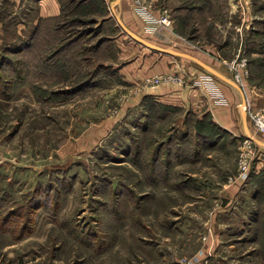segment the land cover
I'll return each instance as SVG.
<instances>
[{
    "label": "rangeland",
    "instance_id": "1",
    "mask_svg": "<svg viewBox=\"0 0 264 264\" xmlns=\"http://www.w3.org/2000/svg\"><path fill=\"white\" fill-rule=\"evenodd\" d=\"M39 1L0 0V264H264V148L246 145L242 122L234 135L151 93L186 80L148 76L161 58L197 63L130 38L116 0H57L59 14L44 18ZM175 2L145 0L151 20L137 0L115 14L167 49L212 57L225 45L224 58L208 59L214 69L264 84V0H180L192 19L182 43Z\"/></svg>",
    "mask_w": 264,
    "mask_h": 264
},
{
    "label": "crops",
    "instance_id": "2",
    "mask_svg": "<svg viewBox=\"0 0 264 264\" xmlns=\"http://www.w3.org/2000/svg\"><path fill=\"white\" fill-rule=\"evenodd\" d=\"M179 1L180 0H176V2H175L177 4V6L175 7L176 15H177L176 19H175V21H176L175 22V28L177 30L176 33L177 32L178 33L177 34L175 33L176 37L174 38V40L176 39L177 43H182V41L179 38H180V36H183L181 34H184V35L190 34L189 32H191L192 28H191L189 22H191L192 19L187 17L190 15L188 13V8L180 7L178 5ZM118 5L119 4H117L116 7ZM239 5L240 4H234L233 3L231 7H232V9H233V7H235L236 10L238 11L239 7H240ZM38 7H39L38 8L39 17L44 18V17L55 16V15L59 14V4H58L57 0H40L38 3ZM240 12H241V10H240ZM112 13H113V15L117 21V16L115 14V11L114 12L112 11ZM192 16H193V14H192ZM214 17L215 16L213 14H207L206 15V21L212 22V21H214ZM138 18H140V17L138 16ZM136 19H137V17H136ZM193 19H195L194 16H193ZM139 20L137 19V22L138 23L140 22V25L143 24V22H141V20L140 21ZM122 22L125 23V24L124 23L123 24L127 28L129 27L128 29L130 31H132L133 33L136 34V32L133 30V28L130 27L127 24V22H125L124 19ZM117 23H118V21H117ZM118 25H119V23H118ZM173 28H174V25H173L172 29H169L170 31L169 30L168 31L172 32ZM136 35H138V34H136ZM129 37L132 38L131 36H129ZM162 37H166V36L162 35ZM133 40H135V39H133ZM136 42L139 43L138 41H136ZM224 46L225 45L221 46V48L219 49V52L216 54V56L212 55L213 58L206 51L202 52L204 55L203 56V55H199V54L195 55V53H192L189 51L183 52V51H180V49H173L172 48L171 50H175V51H178L181 53H186L188 55H191L192 57L198 59L202 63H204L203 61H205L204 64L206 66H208L210 69H212L215 72L225 76L226 78L236 82V80L229 77L230 74L227 75L221 71L214 69L213 65L211 64V60H208V59L217 60L220 57L224 58L225 54H228V51H229V50L227 51L228 47L227 46L224 47ZM153 52H156V51H153ZM156 53H158V52H156ZM160 54L168 55V56H177V55H170V54H164V53H160ZM207 55L210 56L211 58L208 57ZM178 57L186 58L184 56H178ZM186 59L196 62L199 67L198 66L193 67L190 64H186L184 62H178L177 60L173 61L167 57L161 58L156 63L155 69L153 70L152 73L148 74V76H152L155 74H165V73L166 74H172L173 73V74H179V75L181 74L182 75V72H185L186 73V80H184V82L182 84H179V83L162 84L159 87L155 88L153 92H151L152 95H155V98L160 102L179 105V106L183 107L187 112L193 111L194 113H197L200 116L201 115H209V116L213 117L214 120L219 125H222L224 128L230 130L234 135L241 132L240 127H241V122H242V129H243L244 134L246 135L243 120H242V114H241L242 113L241 105L243 103V97H242L240 91L237 88H235L234 86H232L231 84L224 81L223 79L219 78L214 73L210 72L209 70H207L206 68L201 66L194 59H192V58H186ZM207 75L209 77L217 79V80H215V82H216L215 85L218 87V91H220L222 93V96H224V98L228 101L229 104L227 106H222L219 104L218 100L219 101H222V100L217 95L216 86L212 85V83L210 82ZM206 78H208L209 83H207ZM197 81L199 82L198 84H197ZM253 81L254 80L252 78V80L250 79L249 81H247L245 85L238 83L242 87V89L245 93L246 102H247L246 108H247L248 112L259 111L260 109L264 108V84L258 83L257 81L255 83ZM231 88L239 91L241 98H242V102H240L239 104L237 102V94H236V92H234L235 90H232ZM248 126H249L251 133L255 135V132H254L255 129L252 126L249 113H248ZM258 140H260V139H258ZM261 147L264 148V146H261ZM211 157L212 156H209V158H211ZM208 249L209 248H205L204 249L205 252H207ZM68 257H70V256H57L56 258H58V260L60 262L65 263V260H67ZM140 257H142V256H140ZM73 258H75V256H73ZM77 259H78V263H76V264H114L113 256H77ZM123 259H124V256H123ZM126 259L127 258H125L124 260L126 261ZM110 261H113V262L110 263ZM56 262H57V260H56ZM139 264H145V256H143V260H140Z\"/></svg>",
    "mask_w": 264,
    "mask_h": 264
},
{
    "label": "water",
    "instance_id": "3",
    "mask_svg": "<svg viewBox=\"0 0 264 264\" xmlns=\"http://www.w3.org/2000/svg\"><path fill=\"white\" fill-rule=\"evenodd\" d=\"M121 0H116L113 5H112V8H113V12L115 11V7L117 4L120 3ZM117 21L119 23V25L121 26V28L123 29V31L128 34L129 36H131L133 39H135L136 41H138L139 43H141L142 45L148 47L149 49L153 50V51H156V52H160V53H164V54H170V55H177V56H184L186 58H192L194 59L195 61H197L201 66H203L204 68H206L207 70H209L210 72L214 73L215 75H217L219 78L223 79L224 81H226L227 83L231 84L232 86H234L235 88H237L242 97H243V103L241 105V111H242V120H243V124H244V128H245V132H246V136L247 138H249L250 140H252L253 142L261 145V146H264V142L261 141V140H258L256 138H254L251 134V131L249 129V126H248V111H247V102H246V97H245V93L242 89V87L237 83V82H234L228 78H226L225 76L215 72L214 70L210 69L208 66H206L204 63H202L201 61H199L198 59L192 57L191 55H188L186 53H181V52H178V51H175V50H171V49H167V48H163V47H160V46H157L141 37H139L138 35H136L135 33H133L132 31H130L124 24L123 22L117 17ZM244 108V109H242Z\"/></svg>",
    "mask_w": 264,
    "mask_h": 264
},
{
    "label": "built area",
    "instance_id": "4",
    "mask_svg": "<svg viewBox=\"0 0 264 264\" xmlns=\"http://www.w3.org/2000/svg\"><path fill=\"white\" fill-rule=\"evenodd\" d=\"M139 4V10L142 12L141 15L145 18V20H151L150 19V10L149 7L146 5L145 0H137ZM149 17H148V16ZM155 22L159 25L160 28H170L172 25V21L170 20L169 15H161L159 19H156ZM242 66H245V63L241 64ZM239 80V79H237ZM156 82H161V79H157ZM239 83L238 81H236ZM255 129L264 134V108L259 111H250L248 112ZM250 139L246 140L245 143L248 145ZM248 147V146H245ZM251 166V155L248 151L244 150L241 153V160H240V175L242 179H246L249 175ZM188 264H192L191 262H188Z\"/></svg>",
    "mask_w": 264,
    "mask_h": 264
},
{
    "label": "trees",
    "instance_id": "5",
    "mask_svg": "<svg viewBox=\"0 0 264 264\" xmlns=\"http://www.w3.org/2000/svg\"><path fill=\"white\" fill-rule=\"evenodd\" d=\"M253 80H254V79H253ZM256 81H257V80H256ZM207 116H208V115H207ZM208 117H210V116H208ZM169 162H170V161L168 160L167 163H166V164H167L166 166H168V167L170 166V165H169ZM154 170H155V169H154ZM166 171H167V169H166ZM158 172H159V173H158ZM158 172H155V171H154L153 173H157L156 176H165V175H163V174L161 173L162 170H161V172H160V171H158Z\"/></svg>",
    "mask_w": 264,
    "mask_h": 264
},
{
    "label": "bare ground",
    "instance_id": "6",
    "mask_svg": "<svg viewBox=\"0 0 264 264\" xmlns=\"http://www.w3.org/2000/svg\"><path fill=\"white\" fill-rule=\"evenodd\" d=\"M242 109H244V108H242ZM251 134H252V133H251ZM252 136H253L254 138L258 139L254 134H252Z\"/></svg>",
    "mask_w": 264,
    "mask_h": 264
}]
</instances>
